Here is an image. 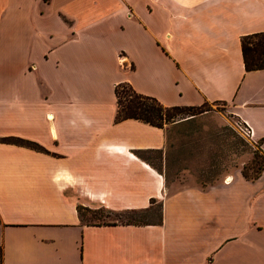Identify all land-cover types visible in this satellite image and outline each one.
Segmentation results:
<instances>
[{
	"label": "crops",
	"instance_id": "crops-1",
	"mask_svg": "<svg viewBox=\"0 0 264 264\" xmlns=\"http://www.w3.org/2000/svg\"><path fill=\"white\" fill-rule=\"evenodd\" d=\"M260 30L264 0H0V264H264V165L172 187L165 127L114 119L120 82L217 101L264 154V67L240 50ZM153 203L146 223L77 209Z\"/></svg>",
	"mask_w": 264,
	"mask_h": 264
},
{
	"label": "rangeland",
	"instance_id": "rangeland-1",
	"mask_svg": "<svg viewBox=\"0 0 264 264\" xmlns=\"http://www.w3.org/2000/svg\"><path fill=\"white\" fill-rule=\"evenodd\" d=\"M127 86H118L123 94ZM173 120L163 123L166 134V152L172 175V187L190 181L209 182L246 169L254 172L257 164H264L258 141L239 130L237 119L217 101L199 105H181ZM78 214L84 222L132 221L151 222L159 216L158 203L147 209L111 211L78 205Z\"/></svg>",
	"mask_w": 264,
	"mask_h": 264
},
{
	"label": "trees",
	"instance_id": "trees-1",
	"mask_svg": "<svg viewBox=\"0 0 264 264\" xmlns=\"http://www.w3.org/2000/svg\"><path fill=\"white\" fill-rule=\"evenodd\" d=\"M240 50L244 69L247 70L264 67V30L254 31L241 35ZM124 84L127 86V88L124 93L120 95L118 92V86ZM114 92L116 96V109L114 114L115 120H119L125 117H134L154 125L162 126L164 122L173 120L174 117L178 115L180 108L183 107L181 105H164L154 96L140 93L126 82H120L116 84L114 87ZM1 139L16 143H22L38 150H45L42 145L30 139L17 136H6L2 137ZM263 165L264 164L259 161L255 171L252 173L247 172L244 168H242L240 171L245 177L251 179L258 175ZM124 222L146 223L132 221Z\"/></svg>",
	"mask_w": 264,
	"mask_h": 264
},
{
	"label": "built area",
	"instance_id": "built-area-1",
	"mask_svg": "<svg viewBox=\"0 0 264 264\" xmlns=\"http://www.w3.org/2000/svg\"><path fill=\"white\" fill-rule=\"evenodd\" d=\"M237 124L239 125V130L241 131V133H243L245 136H249L251 135L252 133V129L250 127V125L244 121L243 119H239L237 120ZM228 176H225L224 179H227Z\"/></svg>",
	"mask_w": 264,
	"mask_h": 264
}]
</instances>
